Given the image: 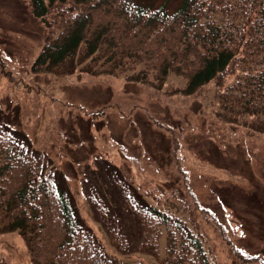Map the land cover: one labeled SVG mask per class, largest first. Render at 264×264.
<instances>
[{
	"label": "trees",
	"instance_id": "obj_1",
	"mask_svg": "<svg viewBox=\"0 0 264 264\" xmlns=\"http://www.w3.org/2000/svg\"><path fill=\"white\" fill-rule=\"evenodd\" d=\"M28 5L45 31L35 72L69 73L83 64L89 74H125L156 89L177 74L186 83L175 91L187 95L211 82L227 84L218 92L222 118L264 132V0H29ZM107 194L90 192L88 199L120 253H146L158 264H214L205 233L190 217L194 200L180 198L181 214L160 209L131 177L120 175ZM12 231L24 239L32 264H117L86 224L49 155L0 127V234ZM233 251L237 264H264L239 248Z\"/></svg>",
	"mask_w": 264,
	"mask_h": 264
},
{
	"label": "rangeland",
	"instance_id": "obj_2",
	"mask_svg": "<svg viewBox=\"0 0 264 264\" xmlns=\"http://www.w3.org/2000/svg\"><path fill=\"white\" fill-rule=\"evenodd\" d=\"M28 1L0 0V127L49 155L107 254L118 264H158L119 253L93 214L88 194L108 195L126 175L160 209L181 214L180 198L194 200L190 217L214 264H237L233 247L264 261V132L222 118L218 92L227 84L187 95L175 91L186 83L177 74L156 89L125 74H89L83 64L35 72L45 31ZM0 261L32 264L17 231L0 234Z\"/></svg>",
	"mask_w": 264,
	"mask_h": 264
}]
</instances>
